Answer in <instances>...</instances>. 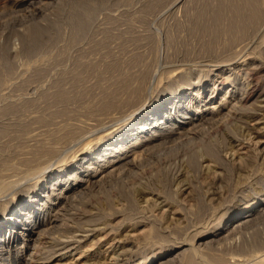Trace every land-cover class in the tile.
<instances>
[{"label": "rangeland", "instance_id": "rangeland-1", "mask_svg": "<svg viewBox=\"0 0 264 264\" xmlns=\"http://www.w3.org/2000/svg\"><path fill=\"white\" fill-rule=\"evenodd\" d=\"M76 1L0 0V203L7 205L25 196L44 172L72 159L104 131L124 124L131 109L122 114L100 108L119 81L140 68L128 65L135 55L142 54L146 64L150 63L144 97L149 102L177 89L175 79L168 82L177 71L184 70L194 85L199 78L211 75L205 65L218 59L217 54L227 58L247 45L238 58L245 57L251 65L241 78L248 98L242 110L222 111L229 116H222V124L217 123L220 126L209 122L199 126L194 135L144 150L138 153L134 166L124 165L112 177L90 185L67 208L64 224L48 225L35 248L25 250L20 242L0 256V264H144L149 260L150 264H185L188 257L196 264H210L215 257L222 258L224 264H264L258 258L264 254V108L258 107L264 99V22L262 30L253 29L249 34V29L241 44L227 43L229 36L221 33L218 39H224L219 44L223 48H214L212 54L204 49L211 39V10L204 11L208 20L204 18L201 26L194 25V16L220 1L223 17H228L236 0H96L97 6L86 9L84 35L81 31L76 41H69L75 31L70 16ZM223 23L228 25L227 20ZM25 33L35 44L34 52L24 45ZM113 59L121 61L119 71L107 70ZM90 64H95L94 70H89ZM240 68L234 69L231 78ZM75 76L80 80L72 82ZM58 83L69 90L67 99L55 95L61 88ZM225 92L226 88L217 100ZM205 145L214 147L216 158L202 155ZM43 148L55 151V156L49 155L51 159ZM192 155L197 162L191 161ZM252 206L256 207L244 221L214 231L221 220ZM85 215L91 216V222L79 223ZM83 234L86 236H80ZM77 237L78 254L51 255L64 238ZM53 245L52 251L45 252Z\"/></svg>", "mask_w": 264, "mask_h": 264}, {"label": "bare ground", "instance_id": "bare-ground-1", "mask_svg": "<svg viewBox=\"0 0 264 264\" xmlns=\"http://www.w3.org/2000/svg\"><path fill=\"white\" fill-rule=\"evenodd\" d=\"M95 2H96V0H77L75 3V6L73 5L74 7L72 8V14H71L70 18L73 21L72 25L74 26L75 31L73 30L74 32L71 33V36H69V38H70V39H68L69 41L74 40L75 37L77 36V34H79L82 31L84 24H86L85 19L88 18V17H85L87 14L86 9H88V7L89 8L92 7L95 4ZM236 2L237 3L232 2L231 7H230V10H231L230 15L228 17H223V14L221 11L220 1H217V3L213 6H211L209 9H201V11L196 16H194L195 21L194 20L193 21L196 22L197 24H199V25H197L194 23V25H196L197 27L201 26L200 23L206 17V16H204L205 15L204 11L211 10V15L209 16L211 19V22H210L211 24H209V25H211L210 30H209L210 36H208V38L211 37V39L209 38V42H207L205 47L203 45V47L205 49V53L206 52L210 53V51H212L211 53L213 54V52H214L213 50H215L214 48L218 49L220 47L219 44L222 43L224 40V39H221L219 37L222 41L217 43V41L220 40V39H218V36L222 35L221 33H225L227 35V37L229 36V41H226L227 43L229 42V43H232V45H233V43L237 42L239 44V42H240V44H241V42H242L241 39H244V40L246 39L247 36L245 37V35H246V32L249 31V29H251L249 32V34H250L251 31H253V29H254V31L255 30L257 31L258 28L261 29L260 27L263 26V22H264V0H236ZM101 4H103V3H101ZM99 6L100 5H98V7ZM102 8H103V6H102ZM91 13H93V12H91ZM92 15H93V17L96 16L95 13ZM206 18H208V17H206ZM206 20H208V19H206ZM224 20L228 21L227 26H223ZM207 22H209V21H207ZM203 23L204 24L206 23L205 20ZM87 26H86V28H87ZM196 26H195V28H196ZM207 29H209V28L207 27ZM71 30H72V28H71ZM199 30H201V29H199ZM261 30H259V31L261 32ZM41 32L43 33V31H41ZM207 32H208V30H207ZM209 32L207 33L208 35H209ZM82 33H83V31L80 34H82ZM200 33H202L201 35H204L203 34L204 32H200ZM200 33H199V35H200ZM207 34H205V36H207ZM29 35L30 34L26 35V33H25L22 36L24 45L26 46L28 52L30 50L33 51L34 50L33 48L35 47V44L33 46L32 45L33 43L30 42L31 40L28 38ZM83 35L84 34H82V36ZM43 36H44V34H43ZM263 36H264V34H263ZM227 37H226V40H228ZM47 38H49V37H47ZM76 39H75V41H76ZM200 39H202V37ZM247 40H248V38H247ZM204 41H206L205 38H204ZM204 41H202V42H204ZM248 42H249V40H248ZM260 43H261V41H260ZM121 44H123V43H121ZM135 44H137V43H135ZM124 45H125V43L123 44V46ZM226 46H227V44H226ZM235 46H232V47H235ZM246 46L242 45V47L239 48V50H238L239 52H237V53L235 52L236 55L231 53V55L228 54L229 57H227V58L222 59L217 54L218 59L217 58L213 59L212 63H209L210 65H205L206 67H208V69H206V70L209 71L211 75L208 74V76L205 78H199L197 80V83L194 85H191V83L188 81V78H187L188 75L186 76L184 70L177 71L174 74V76L168 77V79H169L168 82H170V83H172V81L175 79V83H178V85H176L177 89L176 90L174 89L173 91H170L163 96L154 98L153 100H151L149 102L148 101L146 102L144 97L146 96L147 91H148L146 83L148 81L147 80L148 76L150 75V73L148 72V68H149L148 65H150V63L148 62L149 64L148 63H147L148 65L146 64V62L142 58V54L135 55L132 59L130 58L131 61H130V64L128 63V65H131V66L133 65V67H135V68H136V66H137V68H139V67L140 68L137 71L135 70V72L132 71L133 73L128 74V75L123 73L126 75V77L119 81L120 84L117 82L119 85L117 84V88L115 91H113V94L112 93L109 94L110 96H108V97H107V95L105 96L106 101L102 103V107L100 108V110H102V111H109L110 110L111 112H114L115 111L114 109H116V110H118V111H116V113H118L119 111L120 112L121 111L122 112L129 111V110H127L129 108L131 110L126 117V121L124 122V124L120 125L118 128H116L114 130H109L107 132L104 131V133L102 132L103 134L100 135L96 140L93 139L94 141H91L88 144H86L84 147H81V149L75 153V155L73 156L72 159L65 161V162H62L60 164V166H58L57 169L55 168V169L44 172L42 174L41 180H38L33 185L32 190L29 191L25 196L12 199L9 202V204H7V205L5 203H0V256H2L3 254L9 253L11 251V249H15L20 242L23 245L22 248L25 250L27 248H29V246L30 247L33 246L35 248L36 247L35 243L39 242L38 241L39 238L41 237L42 233H44L47 230L48 225L51 226L52 224H54V226H57V225L64 224L63 222H64L65 218H64L63 214L67 213L66 211L70 208L69 207L70 204H72L73 202H76L74 200L76 199V197L78 195L82 194L90 185L97 184L98 182H100V180L102 178L107 177V176L110 177L111 175L115 174V172H117L124 165L128 166L129 164H132L134 166V163H135L136 159L138 158L137 156L141 155L138 153H140L142 151L144 152V150L155 147L158 144H161V143L163 144V142H166V141H173V140L176 141V139L178 140L182 136L188 137L190 135H194L196 129L202 125L204 127V124H206V123L209 124V122L210 123L212 122V124L214 123V125H216L217 123L222 124L225 116L227 115L225 113L222 114V111H224V110L227 111V113H231L234 110L235 111L236 110H242V107L244 106L246 99L248 98V95L246 93L247 90L245 87L246 86L245 82H243L241 78H242V76H244V74H246L248 72V70L246 72L245 69L246 68L248 69L250 62H248L245 57H244L245 59L243 58V60H240L238 57L240 56V52H242L241 50ZM258 46L256 45V47H258ZM252 47H255V46H252ZM220 48H223V46H221ZM220 48H219V51H220ZM226 48L228 49L229 47L227 46ZM124 49H125V47H124ZM139 49H140V47H139ZM227 49H225V50H227ZM252 49H254V48H252ZM230 50L228 49V51H230ZM203 52H204V50H203ZM198 53H200V51ZM224 53H226V51ZM262 53L264 54V47L262 49ZM214 54H215V52H214ZM207 55H209V54L207 53ZM207 55H206V58H207ZM257 55L260 56L259 54H257ZM114 56H115V54H114ZM215 56L216 55H214V58H215ZM251 57H252V55H251ZM252 59H253V57H252ZM257 59H258V57H257ZM4 61H7V60L5 59ZM127 62H129V61H127ZM5 63L8 64V62H5ZM120 63H121V61H120ZM120 63L118 62V60L113 59L111 61V63L107 65V70H108V68H109V70L120 68V66H121ZM237 64L241 68H240V70H237V72L231 78V73L233 71H235L234 70L235 68L238 67ZM94 65L95 64H93V65L90 64L89 70H94L95 69ZM187 65H188V63H187ZM87 66L88 65H86L84 67H87ZM8 69H10V68H8ZM85 69H87V68H85ZM125 69H126V66H125ZM129 69H127V70H129ZM118 71H119V69H118ZM129 71H131V69ZM150 71H151V69H150ZM168 71H170V70H168ZM238 71H240L241 73ZM77 72H75V73H77ZM171 72H173V71H171ZM0 73H3V72H0ZM126 73H128V72L126 71ZM120 74H121V72H120ZM78 75L81 76V74H79V73H78ZM250 75L251 74H249V77H250ZM122 76H124V75H122ZM79 80H80V78L78 76H75L74 78H72L71 81L76 82ZM244 80H247V79L245 78ZM2 81H3V79H2ZM61 83L60 84L58 83L59 87L61 86V88L59 89V94H55V95H58V98L60 100H63V99H67L69 97L70 92L68 89L67 90L63 89V85ZM224 88H226L225 94L220 98V100H217L219 94L221 93V91ZM260 100H261V97H260ZM260 102H261V104H260ZM260 102H258L259 103L258 107L264 108V99ZM12 108H14V107H12ZM255 111H257V109ZM0 112H2V111H0ZM124 113H126V112H124ZM118 115H120V114H118ZM222 116H224V118H222ZM227 116H229V115H227ZM219 124H217V125H219ZM66 133H68V132H66ZM181 139H183V138H181ZM171 144H174V143H171ZM44 146H46V145H44ZM51 148H53V147H51ZM35 150H37V149H35ZM39 150H40V148H39ZM43 150H44V148H43ZM54 152L55 151H53V150L52 151L47 150V151H45V155L52 156L53 155L52 153H54ZM145 153H146V151H145ZM202 153H203L202 154L203 156L212 157V158L213 157L216 158L217 157L216 154H218L216 152V150L214 149V147H212L211 145H205L203 147ZM202 155H200V157ZM21 156H22V154H21ZM53 156H55V155H53ZM200 157H199V159H200ZM40 158H42V157L40 156ZM29 159H31V158H29ZM45 159H47V158H45ZM60 160H61V158H60ZM197 160L198 159H197L196 155H192L191 161H193L195 163V162H197ZM45 161L46 160H44V162ZM33 162H35V161H33ZM31 163H32V161H31ZM16 164H17V162H16ZM27 164H28V161H27ZM23 166H25V165H23ZM10 167H11V165H10ZM26 170H24V171H26ZM30 174H31V172H30ZM30 174H29V176H30ZM26 175H28V174H26ZM24 176H22V177L24 178ZM13 178H14V176H13ZM23 178L20 177L19 179L21 180ZM0 179H1V177H0ZM14 182H17V181H14ZM12 183H11V186L13 185ZM1 190H3V189H1ZM255 207L256 206H252L250 209L247 208L246 211H243L241 213H235L232 216L228 217L227 219L221 220V222L218 224V226H216L214 231L215 232L221 231V230L223 231L235 222L238 223V222L244 221L248 216H250V213L254 210ZM90 217L91 216H89V215L82 216L78 222L79 223L86 222V221L91 222V221H88V220H90ZM97 221H99V220H97ZM90 228H92V227H90ZM80 236H86V235L83 234ZM66 239L64 238L63 241H60L57 244L58 248L55 249V251H53V254H51V255L55 254L59 257L60 256L65 257V255H67L68 253H69L68 255L78 254V250L80 248L78 246L79 242H80L78 237H77V240L74 238H69L67 240ZM60 240H62V239L60 238ZM73 242H75L76 245H74ZM53 248H54V245L51 246V248L48 247L45 252L52 251ZM31 250H33V249H31ZM86 252H87V250H86ZM112 254H114V252H111V255ZM207 254H208V252H207ZM29 255H30V253H29ZM49 255H50V253H49ZM108 255H110L109 252H108ZM112 257H114V256L112 255ZM188 258L189 259L186 258L187 260H186L185 264H196V263H194V261L192 259H190V257H188ZM258 258H260V260H264V254L259 255ZM78 259H79V257H78ZM221 259L222 258L218 259L215 257L211 260V258H210V260H211L210 264H222L224 261L222 260L223 261L222 262ZM110 260H111V258H110ZM150 262H151V260H149V262H146L144 264H150ZM208 263H209V261H208Z\"/></svg>", "mask_w": 264, "mask_h": 264}]
</instances>
